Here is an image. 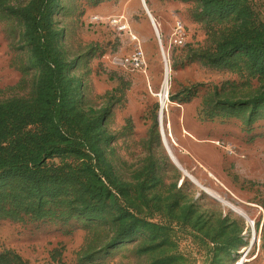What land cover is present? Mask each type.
I'll list each match as a JSON object with an SVG mask.
<instances>
[{
  "label": "rangeland",
  "instance_id": "374dc122",
  "mask_svg": "<svg viewBox=\"0 0 264 264\" xmlns=\"http://www.w3.org/2000/svg\"><path fill=\"white\" fill-rule=\"evenodd\" d=\"M50 91L76 147L1 175L0 264H264V0H0V153Z\"/></svg>",
  "mask_w": 264,
  "mask_h": 264
},
{
  "label": "trees",
  "instance_id": "16d2710c",
  "mask_svg": "<svg viewBox=\"0 0 264 264\" xmlns=\"http://www.w3.org/2000/svg\"><path fill=\"white\" fill-rule=\"evenodd\" d=\"M57 75L58 72L55 70L54 77ZM53 91H50L49 94L46 95L47 100L44 108L47 116L42 119V125L43 127H46V130L42 133L43 139L41 140L43 142L40 143V148H38V151L40 150V152H37L33 146L24 150V154L21 152L22 150H20V148L13 147L12 149H9L8 147H5L4 151L6 154L0 153V160L4 161V163H0V178L1 175H14L16 177L26 179L28 182H35V184H39L40 173L43 172V170H41V162L43 159H47L53 154L74 151V147H76L74 139L78 138V136L65 132L63 128L60 130L57 127V130H54L53 128L56 127L55 123L62 127V118L59 122H56L52 116H48L49 111L52 110L51 107H53L54 104L57 106L60 105V103L55 101ZM17 141L19 145H26L24 139H19ZM0 149L2 151V148ZM25 159H29L32 162V165L24 167L20 166V161Z\"/></svg>",
  "mask_w": 264,
  "mask_h": 264
},
{
  "label": "bare ground",
  "instance_id": "6f19581e",
  "mask_svg": "<svg viewBox=\"0 0 264 264\" xmlns=\"http://www.w3.org/2000/svg\"><path fill=\"white\" fill-rule=\"evenodd\" d=\"M149 14H150V16H151V18H152V15H151V13L149 12ZM153 19V18H152ZM165 68H166V72L167 71H169V66H168V64L166 63V65H165ZM168 80H165V82H164V86H163V89H162V91H161V95H162V98H161V100H162V107H163V109H165V107H167L168 105V98H167V94H168V83L166 84V82H167ZM169 126V125H168ZM166 127H164V125H163V115H162V121H161V134H162V137H163V142L165 143V145L167 146V148H168V153H169V155H170V157H171V159L173 160V162L175 163V164H177L178 166H180V167H182V165H181V163H180V161L177 159V157H176V155L174 154V152L172 151V147H170V145H169V141H168V139L170 138V137H172L173 136V134H172V131L170 130L169 132L165 129ZM172 140L173 141H175L174 140V137H172ZM182 169H183V171L185 172V174L192 180V181H194L196 184H198L205 192H207V193H209V194H212V195H215L216 197H219L217 194H215L209 187H207V186H204L201 182H199L197 179H196V177H194L193 175H192V173L188 170V169H185V168H183L182 167ZM227 204H229L234 210H236L237 212H239V213H241V214H244V212L242 211V210H240L239 208H237L236 206H233L231 203H227ZM253 223V222H252ZM253 225H254V223H253Z\"/></svg>",
  "mask_w": 264,
  "mask_h": 264
},
{
  "label": "water",
  "instance_id": "95a60500",
  "mask_svg": "<svg viewBox=\"0 0 264 264\" xmlns=\"http://www.w3.org/2000/svg\"><path fill=\"white\" fill-rule=\"evenodd\" d=\"M144 2H145V0H144ZM149 12V11H148Z\"/></svg>",
  "mask_w": 264,
  "mask_h": 264
},
{
  "label": "built area",
  "instance_id": "2783aa9c",
  "mask_svg": "<svg viewBox=\"0 0 264 264\" xmlns=\"http://www.w3.org/2000/svg\"><path fill=\"white\" fill-rule=\"evenodd\" d=\"M137 63H139V62H137Z\"/></svg>",
  "mask_w": 264,
  "mask_h": 264
}]
</instances>
